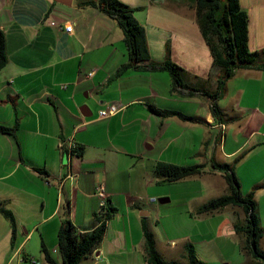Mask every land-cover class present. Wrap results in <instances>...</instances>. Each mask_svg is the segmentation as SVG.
I'll return each mask as SVG.
<instances>
[{"label":"crops","instance_id":"obj_1","mask_svg":"<svg viewBox=\"0 0 264 264\" xmlns=\"http://www.w3.org/2000/svg\"><path fill=\"white\" fill-rule=\"evenodd\" d=\"M83 1L0 0L9 57L0 70V124L17 126L14 135L0 133V202L17 220L13 238L0 212V264H53L43 246L64 264L59 232L67 219L80 233L100 224L99 185L115 213L101 243L79 264H148L144 222L167 260L187 264L192 243L204 264H251L236 229L245 221L241 206L196 210L228 192L213 164H231L247 151L234 170L243 194L253 193L264 228V187L256 188L264 182V70L241 68L227 81L218 101L222 131L210 99L175 92L168 71L131 68L116 76L128 59L123 31ZM122 1L141 7L134 15L146 28L153 61H164L169 46L193 83L199 77L216 89L218 71L193 9L178 0ZM240 2L250 17L249 48L262 50L264 0ZM108 103L120 111L101 118ZM71 141L81 156L64 151ZM160 161L206 168L166 182L156 173ZM163 197L170 200L160 203ZM176 197L179 205H166Z\"/></svg>","mask_w":264,"mask_h":264},{"label":"trees","instance_id":"obj_2","mask_svg":"<svg viewBox=\"0 0 264 264\" xmlns=\"http://www.w3.org/2000/svg\"><path fill=\"white\" fill-rule=\"evenodd\" d=\"M186 4L196 13V19L206 44L213 56V68L218 71L217 86L210 90L198 78L196 83L191 81L189 72L172 60L170 47H167V57L162 62H155L151 58L145 26L136 18L134 12L141 7L134 8L122 0H84V5H92L100 8L120 26L123 31V39L127 50V62L121 65L116 76L128 69L147 71H168L172 78V88L175 92L185 97L204 95L210 99L212 112L217 121L222 122L224 112L219 106V100L224 95L226 83L238 69L264 70V49L251 51L249 48V21L248 12L242 7L240 0H178ZM9 61L7 39L4 29L0 25V70ZM163 116L173 112H165L154 108ZM17 126L0 124V133L14 135ZM247 151L239 154L235 160L229 163H214L213 169L220 171L226 179L228 192L213 198L196 210V214H211L219 211L227 205H239L245 212V221L236 225L237 233L241 234L244 251L253 257L251 264H264V249L261 248V240L264 237V228L257 212V204L253 193L244 195L237 177L234 164L239 162ZM83 149L78 147V156ZM206 168L204 164L178 165L168 162H158L157 175L162 181L175 182L190 176L202 173ZM264 187V182L256 188ZM0 212L10 221L13 238L17 231V220L12 210L0 202ZM115 213V208L108 206L106 215L100 216V224L89 231L80 233L70 219H67L59 232V249L64 264H79L85 257L91 254L104 238L107 220ZM145 238V257L148 264H182L177 260L165 259L157 249L155 235L148 223H143ZM13 242V241H12ZM187 264H204L196 253L192 243L186 246ZM43 252L48 261L58 264L43 246Z\"/></svg>","mask_w":264,"mask_h":264},{"label":"built area","instance_id":"obj_3","mask_svg":"<svg viewBox=\"0 0 264 264\" xmlns=\"http://www.w3.org/2000/svg\"><path fill=\"white\" fill-rule=\"evenodd\" d=\"M65 29L68 32L73 31L74 23L71 21L66 22ZM93 73H94V71L90 72L89 75L91 76ZM119 111H120V108H119L118 104L108 103V104H106V106L103 109L100 110L99 115L101 118H106V117H110L112 115L117 114ZM218 125L222 128V131H223V126H226V123L220 122ZM64 151L66 153H68L69 156L78 155V145L76 143H74L73 141H71L69 143V146H67L66 148L64 146ZM96 194L102 199V201H101L102 210L100 212V215L101 216L106 215V213L108 212V202L106 199L107 193L105 190V186L99 185L97 187Z\"/></svg>","mask_w":264,"mask_h":264},{"label":"rangeland","instance_id":"obj_4","mask_svg":"<svg viewBox=\"0 0 264 264\" xmlns=\"http://www.w3.org/2000/svg\"><path fill=\"white\" fill-rule=\"evenodd\" d=\"M199 57H200L201 59L204 58L203 55H201V54H199ZM212 66H213V65H212ZM212 68H213V67H212ZM88 105L91 106V108H93V110L95 111V114H96V109H95L96 107H95L92 103H89ZM212 194L218 195V194H221V193H220V191H218V192H213ZM207 196H208V195H207ZM179 204H180L179 198L176 197L175 199H173V202L167 203L166 205L177 206V205H179ZM261 248L264 249V239H262V241H261Z\"/></svg>","mask_w":264,"mask_h":264},{"label":"water","instance_id":"obj_5","mask_svg":"<svg viewBox=\"0 0 264 264\" xmlns=\"http://www.w3.org/2000/svg\"><path fill=\"white\" fill-rule=\"evenodd\" d=\"M88 108V107H87ZM85 113V112H84ZM92 113L90 112L89 114L88 113H85V115L86 116H90ZM170 199L169 198H165V197H163V198H160L159 199V202L160 203H165V202H168Z\"/></svg>","mask_w":264,"mask_h":264}]
</instances>
